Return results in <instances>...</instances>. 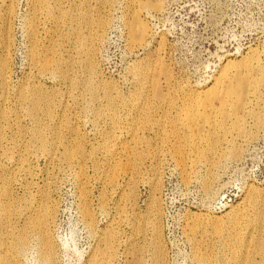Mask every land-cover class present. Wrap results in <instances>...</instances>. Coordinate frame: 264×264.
<instances>
[{
    "label": "rangeland",
    "instance_id": "rangeland-1",
    "mask_svg": "<svg viewBox=\"0 0 264 264\" xmlns=\"http://www.w3.org/2000/svg\"><path fill=\"white\" fill-rule=\"evenodd\" d=\"M251 60L264 67V0H0V256L50 205L53 261L28 234L15 264H264V105L198 147L182 118Z\"/></svg>",
    "mask_w": 264,
    "mask_h": 264
},
{
    "label": "bare ground",
    "instance_id": "bare-ground-1",
    "mask_svg": "<svg viewBox=\"0 0 264 264\" xmlns=\"http://www.w3.org/2000/svg\"><path fill=\"white\" fill-rule=\"evenodd\" d=\"M7 2H8V0H7ZM9 2H10V0H9ZM2 3H4V2H2ZM160 4H161L160 1H158V3L154 6V8H157V9L160 8L159 7V6H161ZM129 29L130 30L134 29L137 32V34L142 37V39L147 34V27H146L144 21H141V19H137L136 18L135 25H130ZM142 39L139 40V41H142ZM251 61L252 62L250 64L249 63L248 64L244 63L243 66H239V67H237L235 69L233 68V70L228 68L230 63H227L226 65H224V68L220 72L219 76H217L215 78V82H214V84H213V86L211 88L203 90L200 93L198 92L199 93L198 95H195V96H193L191 98L189 97L187 99L186 102H188V103H187V105H185L186 107L183 110L182 118H183L184 128H185L184 134L186 135L188 141H190V142L192 141L191 143H194V145H196L197 147H198L197 144L204 143V142L208 141V134L209 133H207L208 129L206 128L207 129V131H206L205 127H208L211 124L214 125L215 121L217 122L220 118L222 120V119H226V118H228L230 116H235V118L237 120H241L242 116H244V115H241L239 111L242 112V110L251 102L254 105H256V107L258 109H257V111H252L250 113V115L254 119L255 123H257L259 121L260 116H261L262 107L264 105V96H263V90H264V67L261 66L257 60H255V61L251 60ZM44 65L47 67V69L50 70L51 64H49L46 61L44 63ZM229 67L231 68V66H229ZM52 69H55V68H52ZM5 71L6 70H5L4 63H3L1 65V72H0L1 73L0 75H2V78L5 76V73H4ZM238 76L240 78H242L243 81H245V83H246V86H245L244 90H242L241 88L238 89V88H236L233 85L234 79L236 77H238ZM89 88L90 89H94L93 86H91V85L89 86ZM36 95L32 96L33 100H31V103H30V104H34V109L36 107L40 106V102H41V98H42V97L41 98L40 97H36ZM250 97H252V98H250ZM215 100H216L217 104H215ZM30 114H31V116L33 115L32 117L34 119H36V116L33 113V110H30ZM35 136L37 137V139L41 143H43V141H45V140H43V137H42L41 132H40L39 129L35 130ZM191 145H193V144H191ZM78 152H79V147H75L74 149H72V151L70 150V151L65 152L64 153V158L69 160L70 158H72L74 156V154H76ZM198 154L200 155L199 152H198ZM4 209H7V207L4 208ZM82 209H83L82 213H84V215L86 217L90 218L89 210L86 207H82ZM53 210L54 209H52L50 205H45L44 208L37 209V213L34 214L36 216H33L31 218H29V216H28V218L30 220L29 219H28L29 221L27 220L29 222L28 223L29 225L27 226V228L29 230H27V232H29V233L26 232V235H25L24 232L20 233V234L18 233L19 235L17 234V236H15L13 242H11V243H13L12 246H11V249H10V246L8 245L9 246V248H8L9 251L11 250L10 253L8 251L9 255L0 256V264H15L16 263V261H17L16 252H18L19 249L26 243V239L28 237V234H34L35 236H37L39 238V248H40V254L39 255H40L41 259L45 263H51L53 261V259H54L53 243L51 241L50 234H49V225H50L51 219L53 218L52 217L53 216ZM234 214H235V218H234V222H233V225H232L233 234L231 236H232L233 244H236L241 239L240 235H239V231L235 227L240 221H239V217H237L238 213L235 212ZM1 216H3V215H1ZM238 226H240V223L238 224ZM5 227H3V228H5ZM24 229H25V227H24ZM7 230H8V228H7ZM154 231H157L156 228L154 229ZM2 233H4V232H2ZM7 233H8V231H7ZM7 233H5V234H7ZM109 233H108L107 239L111 237V233L110 234ZM0 237H2V236H0ZM2 240L5 241L4 239H2ZM2 240H0V245L3 243ZM252 240L250 238V240L246 241V243L244 245L245 246L244 248H249V245L251 244ZM3 248H1V249L3 250ZM109 248H111V247H109ZM257 248H259V247H256V249ZM104 250H105V247H104ZM158 251H160V250H158ZM102 252H104V251H102ZM158 253H160V252H158ZM94 256H96V254ZM108 257H109L108 254H104L103 255L104 262H106V264H108V262L110 260V258H108ZM204 260H206V259H204ZM43 261H41V262H43ZM90 264H91V262H90Z\"/></svg>",
    "mask_w": 264,
    "mask_h": 264
}]
</instances>
